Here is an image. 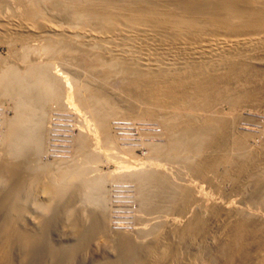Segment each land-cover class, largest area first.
Masks as SVG:
<instances>
[{
	"label": "bare ground",
	"instance_id": "1",
	"mask_svg": "<svg viewBox=\"0 0 264 264\" xmlns=\"http://www.w3.org/2000/svg\"><path fill=\"white\" fill-rule=\"evenodd\" d=\"M7 1L0 0V33L8 34L4 33L8 24L16 23L18 34L15 33V37L24 36L26 44L23 49L13 52L23 69H19L13 60L0 59V99H14L16 109V115L4 121L8 129L0 147V193L8 195L7 190L10 197L6 202L5 195L0 194V264H38L36 256L42 253L39 245L43 249L48 247V255L42 264H66L70 261L69 256L62 257V250L49 237L50 227L56 219L55 209L60 206L65 227L75 238L89 240L91 229L106 233L108 244L117 245L121 251L116 256L117 264H211L202 255L208 246L217 248V254L223 251V264H264V218L260 214H257L259 217L253 215L251 212L254 211L249 210L250 207L255 210L253 206L264 207V167H261L264 145L251 150L246 141L248 132L234 129L238 116L234 108L242 105L245 99L251 100L253 108L263 101L255 89L253 92L241 90L239 93L236 90L231 95L226 93L229 94L228 99L221 92L220 84L226 75V71L223 75L220 70L226 68L230 72L235 69L238 63L241 64V56L251 55L242 69L254 71L257 66V56L251 57L258 51L264 52V0H15L17 6L12 12L4 6ZM31 54L35 57L30 59ZM56 62L60 67L72 70L73 88L66 86L62 73L54 66ZM215 91L224 95L220 93L224 101L225 98L228 100L226 102L232 106L230 113L210 110L215 96H220ZM213 105L212 108L219 104ZM52 106L74 109L80 115L84 111L88 113L96 126L95 137L93 139L82 128L75 138L71 160L43 163L40 154L46 149V122L49 121L46 120ZM113 117L159 121L167 139L163 137L161 143H150L149 157L169 163L176 161L174 164L179 162L190 174L192 171L200 175L198 179L202 176L209 180L211 187L219 191L218 196L199 195L200 189L192 183H185L188 178L186 181L185 177V182L181 183L177 176L178 181H175L170 173L156 167L147 158L148 162H137L143 166L133 172L127 171L130 173L126 176L137 186L135 193L140 221L143 218L140 212L160 214L155 215L156 220L148 228L141 226L139 221L137 225L140 226L134 233L110 227L105 182L113 175L97 172V166L93 176H88V172L91 168V172L95 171L92 163L96 164L101 155V151L91 149L92 140L99 142L110 159H126L124 153L132 154L120 151L123 146L116 144L109 123ZM216 137L220 138L217 160H214L216 164L212 165L208 160L211 164L207 167L212 165L213 168H206L205 176L203 167L208 162L202 165L199 160L205 154L209 141L214 138L218 141ZM113 149L123 154H117ZM252 160L258 161L257 178H245V175L241 178L242 184L245 185L246 181L252 184V189H247L250 186L245 188L249 193L244 192L248 195L247 203L251 205L247 208L250 213L242 211L246 208L244 206L241 209L231 202L225 204L229 212L225 217L232 214L230 219L233 220L228 222L229 218L221 216L224 220H220L222 223L219 225V222L218 226L215 217L213 221L217 229L213 230L216 233L209 238L208 235L214 232L211 230L209 233L211 224L208 226V222L212 218L209 220L210 215L208 218L206 214H200L206 213L210 204L214 206L210 210H217L222 196H229H225L227 192L221 178L225 172H220L218 167L223 162L227 166L225 161L236 162V168L238 164L241 166L238 171L246 174L250 172ZM183 171L180 169L178 173ZM172 172L178 175L176 171ZM185 174L183 172L180 176L184 178ZM6 175H10L12 186L8 185L10 182L7 184L9 179ZM123 175L117 173L119 178ZM224 175L233 176L231 179L235 180L240 178H234L239 174L230 170ZM237 185L233 184L234 190ZM196 193L198 203L195 206L191 198ZM231 198L229 201H234ZM76 201L80 204L76 205ZM190 218L202 227V237L196 232L197 225L196 231H191ZM28 219L35 228L29 226ZM144 220L147 222L146 217ZM140 234L148 235L152 246L141 240L143 236ZM42 241L47 243L45 248ZM84 242L81 248L86 247L87 242ZM70 249L67 248L72 252L70 255L79 253V250L75 252L76 248Z\"/></svg>",
	"mask_w": 264,
	"mask_h": 264
},
{
	"label": "rangeland",
	"instance_id": "2",
	"mask_svg": "<svg viewBox=\"0 0 264 264\" xmlns=\"http://www.w3.org/2000/svg\"><path fill=\"white\" fill-rule=\"evenodd\" d=\"M4 4H5L4 6L6 7V9L9 10V11H11L12 9L14 10L16 8V6H17V5H15V4H17V3H15V0L14 1L13 0H8ZM4 24H6V23H4ZM8 25H9L8 27L11 26V29L10 28L8 29V27H7V30L4 31V33L7 32L8 34L3 35V34L0 33V59H2V60H9V61L10 60H13L16 63V65L19 67V69H23V66L20 65V62L19 61H16L17 59L14 57V53L13 52H14V50H17V49L18 50L23 49V47L26 44L25 41H24L25 37L24 36H23L24 38L23 37H18L17 38V36L15 37V35L18 34V30L16 28V26H18V25H16V23H13L12 25L11 24H8ZM12 28H13V30H12ZM0 32H1V30H0ZM49 32H51V30H49ZM65 32L66 33L68 32L67 29H65ZM5 36H6V38H3ZM10 40H12V41H10ZM250 56L249 55L248 56L245 55L244 56L245 58H243L242 56L240 57V59H242L241 60V64L238 63L237 66L235 67V69H231L230 70V72L231 73H234L235 75L234 74H231L229 72V69H226L225 68L224 70H220V71H222L220 74H222L223 71L224 72L226 71V73H225L226 75L223 76V78L220 80V81H222V83H220V84H222L221 87H222V90L223 91H221V92L225 93L224 95H226V93H230V95H231L236 90L239 93H241V90L242 91L249 90L250 92L251 91L253 92V90L255 89L254 90L255 92L258 91L257 92L258 95H259L258 98H260L261 101H263V102H261L260 104L256 105L253 108L254 104L251 103V100L250 101H247L248 99H245L246 101L242 102V105L240 104L239 106H237L236 108H234L235 109V114H238V116H236L237 118H235V120H236L235 122L236 123H234L235 124L234 125V129L236 131H238V132H243L244 131L243 133H246V134L248 132V135H247V138H246V141L248 142L247 144H248V146H249L250 149L252 148L253 151H255L256 149L262 148L263 145H264V133H262V132H264V98H263L264 97V95H263L264 94V58H263L264 57V52L262 53V52H259L258 51L256 53H253V55H252L253 57H251V58H255V56H257L255 59L256 60H259V62L256 64L257 66H255L254 71H252L250 69L252 72L249 71L247 68L246 69H242L243 63L247 59H249ZM32 57H35V56L33 54H31L30 55V59ZM54 66H55L56 69H58L62 73V76H63L64 80L66 81V86L73 88V84L71 83V81H72L71 79H73L74 74L71 72L72 70L67 69V68H65L63 66L60 67V64L58 66V63L57 62L54 63ZM61 68H62V70H61ZM239 68H241V70ZM236 69H237V71H236ZM68 72H69V74H68ZM253 74H255V75H253ZM223 75H224V73H223ZM228 75L229 76L232 75L235 78H233V77L230 76L232 78L231 79ZM70 77H71V79H70ZM224 83H226V84H224ZM228 83H229V87H228ZM224 86H227V88L226 87L224 88ZM233 89H235V90H233ZM227 91H230V92H227ZM221 92H218V91L217 92L216 91L214 92V93H217V95L219 94L220 96L219 97L215 96L216 99L219 98V99H217V101H216L215 98H214L215 101L212 99L214 101L213 104L216 103V104H219V105H216V107L212 108V106H215V105L211 104L210 110L213 111V112L214 111L217 112L220 109L221 110V113L220 114H222V113H230L231 112L230 109H232L231 108L232 106L230 107V105H229L230 103L226 102V101H228V100H226V98H228L227 96H229V94L225 96L226 98H225V101H224V97L222 98V95L223 94ZM260 96L261 97L263 96V97L261 98ZM220 98H222L221 100L224 101V102H222L220 100ZM218 101H221V103H219ZM240 106H241V108H240ZM14 108H15V101H14V99L11 100L9 97H4V98L0 99V113H1L0 114V147L1 148H2V145H3V137H4V134H5L6 130L8 129L7 123H5L6 122L5 120H7V118H12L13 116L16 115V111H15L16 109L14 110ZM60 109L61 108H56V107L52 106V108L49 110L50 112L47 115L48 118H47L46 121L49 120L48 123L46 122V126L47 127H46V138H45V141H46V144L47 145H46V147L44 145V148H46L45 151H44V153H41L40 154L41 155L40 156V160L43 161V163H50L51 161L54 162V161H69V160H71V158L74 155V151H75V148L73 147V146H75V142H74L75 141V138L77 137V134L80 132V130L82 128L85 129L86 132L90 133L91 134L90 136H92L93 139L95 137L93 135V132H95L96 126L94 124L93 119L91 118L92 119L91 120L89 118L90 116H89L88 113H86L84 111V113L82 112V115H80V114H77L74 111V109H69L70 111L68 109L65 110L64 108H62L61 110ZM220 110H219V112H220ZM70 112H72V113H70ZM49 116L51 117V120H50V117ZM73 117H75V119ZM78 120H81V123H79L80 121H78ZM109 123H111L110 124L111 125L110 127L112 129L110 131L113 134L114 138L117 139V140L115 139L116 144H119L120 146H123V147H121L122 150H120V151H122V152H125L126 151V152H130V153L132 152V154H129V153L128 154H125V153L123 154L120 151H118L117 149H113L115 153H117V154H123V155H125L127 157H126V159L124 158L125 160L123 158L122 159H118V160L115 159V158H111L110 159L108 157V155H106L104 153L103 148H101L99 142L96 141V140H92L93 141L92 143H94V144H91V146H92L91 149H93L94 151H101V153H100L101 155H100L99 159L102 162L100 160H98V162L96 164L92 163V167L93 168H95L97 166V168H99V169L97 171L96 170L97 168H95L94 169L95 171L94 172H91V170H92V168H91L90 169V172H88V176H93L96 171L99 172V173H102V174L109 173L110 175H113V176H111L112 179L110 178V179L106 180V182H105L106 183L105 184V188L106 187L108 188V189H106L107 194H108L107 195V198H108L107 202L108 203H106V205L108 206L107 207V215H109L108 216L109 218H107V219H109L108 221L110 223V225H109L110 227H113V228L115 227L116 229L119 228L118 230H120V228H121L120 231H126L127 230L126 232L134 233V230L136 229V227L137 226H140L139 224L137 225V223L140 221L139 213H137L138 207H139V203H138V200H137V197H136L137 196V194H136L137 193V189H136L137 186H136V183L133 180L128 179L130 177L126 176V175H128V173L133 172V170L137 169L138 167L143 166L142 163L141 164H138L137 162H139V163L140 162H148L150 160L152 162V164H154L156 167H161L163 170H165V172L170 173L171 176L173 177V180H175V181H178L180 179L179 182H181V183L183 182L184 183L185 181H183V180L185 179V177H186V179H185L186 181L189 179L185 183H190V184L192 183L191 185H193L195 188L197 187V189H200L201 192L199 193V195L202 193L205 196H207V197L211 196L212 198L215 197V196H218L219 191H217L216 187H214V186L211 187V184L209 183V180L207 181L206 179H204L205 177L202 178V176H201V178H202V181H201L200 180L201 178L198 179L200 177V175H197V174L193 173L192 171H191V174H190V171L189 170H186V167L181 166L179 164V162H177V164H179V165H177V164H174V163H176V161H170L171 163H169V161L167 162V160H166V162H165V160H162V159L161 160L158 159V161H157V160H155V158L153 159V158H150L149 157L150 156L149 155L150 154L149 151H150L151 145H153L155 142L161 143L162 141H164L165 139H167V136L164 135L163 127H162V125H160L161 123L159 121L157 122V120L156 119H153V118L131 119V118H123V117H118V118L117 117H113V118H111V120H110ZM86 127H88V128H86ZM47 129H49V132L47 131ZM47 133H49V134L47 135ZM249 135H252V136H249ZM163 137H166V138H164V140H162ZM217 139H218V141L215 138H214V140L211 139L209 141V143L207 144V146L210 145V144L211 145L208 146V147L207 146L205 147L207 149L210 147V149H208L209 151L207 149H205V154L202 156L201 160H199V161L203 162L202 165H204V163H207L208 162V164H205L206 166L203 167V169H204V170L202 169L203 172L205 171L206 168L207 169L210 168V167L213 168L212 165H215L216 164L214 162L217 160L216 154L218 153V150L220 148V141H219L220 138H217ZM150 143H151V145H149ZM213 143L214 144L217 143V144L214 145ZM119 145L117 147H119ZM212 145H213V148H211ZM124 148H126V150H124ZM129 148H130V150H129ZM210 150L211 151L214 150L215 152H211ZM1 151H2V149H0V155L2 153ZM212 153H215V154H213V155H215L214 156L215 158L213 157L212 159H210L213 156ZM207 154H208V156H207ZM205 155H206V158H204ZM147 158H150V159L147 160ZM127 159H129V160H127ZM208 160H210L212 162V165H210L209 167H207V166L209 164H211V162H209ZM160 161H162V162H160ZM225 162L228 163V165L226 164L228 166V168H227V166H224L225 165L224 162H223V165H221V163H220L221 166L219 165L220 167H218V168H220V172L227 173V171L230 170V172L233 171V172L239 174V175H235L234 178H236V177L237 178L240 177V178L237 179V180L231 179V178H233V176H231V177L230 176H226V175H224L225 173L222 174V173L219 172L220 174L223 175V176L221 175L222 176L221 178H223L222 179V181H223V187H225L224 190L227 192V194L225 196H228V195L229 196H228V198L227 197H224L223 198V196H222V198L218 202V204L220 206L217 204V206H219V208L217 207L218 208L217 210H216V208H213L212 209L214 211L210 210L212 207H214L212 204H210V206H209L210 209L208 211H210L211 214L208 211H206V213H205V211L201 212L202 214H200V215H205L206 214V216L208 218H209L208 215H210L209 220L212 218L211 219L212 221H209L208 220L209 221L208 222V226H210V224H211L210 229L208 227L209 233L214 228H215V231H216V229H217L216 228L217 227L216 225H218V223L220 222V220H222V222H223L224 219H222V217L224 218L229 213L226 210L227 208H225L226 207L225 204H228V203L230 204V202H231L234 207L236 206V208H240L241 207V209H244V207H246L242 211L243 212L245 211V213L248 212V209L247 208H249L251 205H249L247 203V200H248L247 197H248V195L246 196L244 192H246V194L249 193V191L247 192V189L248 190H249V188L252 189V187H251L252 184L250 185V182L249 181H246L245 182V185L242 184L243 182H241V178H244V177L245 178H255V177L257 178V176H258L257 173H259L258 170H256V169H259L258 163H257L258 161H256V160L250 161L251 162L250 164H252V165H250L251 169L250 170L248 169L250 172L247 171L246 174H244L245 173L244 171H243V174H242V172L238 171V170H240L239 168H241L240 164L237 163L239 166L236 168V162H231V161H225ZM262 163L263 164H262L261 167L263 168L264 167V157H263ZM168 164H170L171 166L168 165ZM172 165H174V167H172ZM117 166H118V169H116ZM176 167H177V169H179V170L181 169V171L184 170L183 172L187 173V174L184 175V178H183V175H181L182 178L180 176V174L183 173V172L178 173L179 170H177ZM179 167H183V168H179ZM233 168L236 171H234ZM225 170H227V171H225ZM125 171H126V173H124V175H123V172H125ZM127 171H130V172H127ZM172 171H176L178 175H176V174L173 175V172ZM117 173H119V174L122 173L123 176L121 178H119L120 176H117ZM240 173H241V176H240ZM250 173H251V175H250ZM204 174H205V176H207V173L206 172H204ZM252 174L253 175L255 174L256 176L254 175V177H253ZM191 175L193 176V178L191 177ZM262 175L264 177V173ZM177 176L180 177V178H178ZM194 176H195V179L197 178L196 181L194 179ZM9 177H10V175H8L6 177V179H9V181L7 180L8 181L7 184L10 182V184H8V185L9 186H12V184H11L12 181L10 180ZM176 177L178 178V180H177ZM227 177H229L228 179L230 180V183H232V181H233V183L231 184L232 188H231V186H229L230 183H229ZM114 178H116V179L118 178V181H116V179H114ZM181 179H182V181H181ZM204 180H206V181L203 183ZM234 180L236 182H234ZM238 180L240 182H238ZM247 182H249L248 185H247ZM238 183L241 184L242 187H240L241 185L238 186L237 185ZM233 184L234 185H237V186H235V190H234ZM244 186H246V187H244ZM248 186H250V187H248ZM207 187H209V189ZM8 188L9 187H7V189ZM213 188H215V189H213ZM245 188H247V189L245 190ZM215 190L217 191L216 193H214ZM5 191L7 192L8 195L4 194L5 192L3 193L2 191H1L2 193H0V194H3L5 196H7V198L4 196V198L6 199V202H7L10 197H9L8 191L7 190H5ZM9 191H10V189H9ZM232 191H233V194H232ZM234 191H236V192H234ZM238 191H239V193H238ZM241 191H242V193H241L242 194V197H241V194H240ZM243 193H244V196H243ZM197 194L198 193H196L195 196H192L193 198H191L193 200V201L191 200V202L192 203H195L194 204L195 206L198 203L197 202L198 200L195 198V197H197L196 196ZM40 195H42V194H40ZM40 197H41V199L44 198L43 196H40ZM230 197H232L234 201H229V198ZM243 197L245 199H243ZM4 198H2V199H4ZM232 198L230 200H232ZM240 198H242V200L239 201ZM222 199H223V201H222ZM225 200H227L229 202H226ZM76 203H77L76 205L80 204L78 201H76ZM261 207L262 206H258V207L257 206L254 207L253 206L252 207V209H255L256 208L258 211L260 210L261 211L260 213L258 211H255L256 209L255 210H251L250 209L251 207L249 208V210H250V212L251 211H254V212H251L253 215L255 214V216H256L257 214L258 215L260 214L261 216L260 215L259 216L264 218V214H263L264 213V207H262V208ZM57 208H59V207H57ZM57 208L55 209V213L57 212L55 214L56 216H54V217H56V219L54 217H53L54 220L52 219L53 222H52V225L50 227L51 229L49 231V237H50V240L54 243V245L57 246L59 249L62 250V254H61L62 257L65 258V256L66 257L69 256L70 261L69 260L66 261L67 262L66 264H69V262H72L73 264H105V263L106 264L107 263H109V264H117L116 256L121 251H119V248H118L117 245H115V246L114 245H111L110 246L108 244V242L106 240L107 239L106 238L107 236H106V233L105 232H103V231L102 232L101 231H96L94 229H91L90 230V239L89 240L88 239L85 240L84 238L81 240V237L79 239L78 238H75L74 234L71 233L68 230L69 228L65 227L64 213H63V216H62V213L60 212V210H62V207L60 206L59 209H57ZM262 209H263V211H262ZM215 210L217 212H219V214H222V215L217 214V212ZM221 210L223 212H221ZM198 211H199V209H198ZM200 211H202V208H201ZM58 212H59L60 215H57ZM250 212H248V213H250ZM215 213H216V215H215ZM137 214H138V216H137ZM140 214H142L141 218L142 217L143 218L141 219V221L139 223H141V226L143 225L144 227L148 228V227H150L151 223L154 220H156V219H154V217H156L160 213L157 212L156 214H152L151 213L152 215L151 214L150 215H146V213L144 214L143 212H140ZM217 215H219V216H217ZM137 217L139 219H135V220H138V221H135L134 218H137ZM144 217H146L147 222L145 220H144V222L142 221L144 219ZM192 217L194 218V216H192ZM215 217H216L217 220L215 219ZM218 217H221V219L220 218L218 219ZM226 217H225V219H228L229 218L228 219L229 220L228 222H230V220H233V219H230V218H233V215L232 214H230V216L228 218H226ZM149 218H152V219H150L151 221L150 220L148 221ZM193 218L192 219L190 218L191 219L190 220V223L191 224H189L190 227H192V225H193V227L191 228V231L195 232L196 231L195 226L197 225V227H198L197 230L199 232L198 231H196V232H197V234L200 233L201 234V237H202V235H204V233L201 230H203V229H201L202 227L200 228V226H198L199 223H196V220H194L195 218L194 219ZM213 220L214 221L216 220L215 221V224L216 225L214 224V221ZM27 222L30 224L29 226H31V223H33L29 219H28ZM135 222H136V225H134ZM212 222H213L214 225L212 224ZM222 222H220L219 225ZM181 225L183 226V224H181ZM187 226L188 225H186V227ZM212 226H214V227H212ZM31 227L32 228H35L36 226H35V224H33V226H31ZM129 230H131V231H129ZM215 231L213 233L211 232L208 235V237L209 238L211 236L214 237L213 234L216 233ZM141 235L143 237L141 238V237L138 236V239L141 238V240H144V241L146 240L149 243V245H151V242L149 241V237H147L148 235L144 236V234H140V236ZM199 238H200V236H199ZM83 240L85 242H87V245L85 244L86 247L84 246L86 249L84 247L81 248V246H80V245L83 244L82 243V242H84ZM197 241H200V239H197ZM41 244L44 245V248H45V244L47 245V243L46 242L43 243V241L41 242ZM40 246L41 245H39L38 248H40L42 250V253H41L42 255L39 254L40 253L39 252L40 249H38V254L40 255V256H36V260H37L36 262H38V264H42L43 258H45L48 255V250H46V249H48V247L46 249H43ZM67 248L69 250H71L70 248H72V249H75L76 248L75 249V252L77 250H79L78 251L79 253L78 254H75L74 256L73 255H70L72 252L71 251L68 252L69 250H67ZM82 249H83V251H82ZM214 249H215V247H213V246H208V247L205 248V250L203 249L204 252L202 253V255H203V258H205L204 260L206 262H210L211 264H223V262H222V259L223 258H221V257H224V256H221L222 255L221 253L223 251H221V253L219 252V254H220L219 255V254H217L218 251H216L217 248L215 250ZM44 250H46V251L44 252ZM63 252L65 253V255H64ZM81 252H82V254H81ZM68 253H69V255H68ZM43 254H44V256H43ZM215 254H216L217 257H215ZM36 255H37V253H36ZM78 256H79V258H78ZM214 257L216 258V260H215ZM38 258L40 259V261H39ZM41 258H42V260H41Z\"/></svg>",
	"mask_w": 264,
	"mask_h": 264
}]
</instances>
